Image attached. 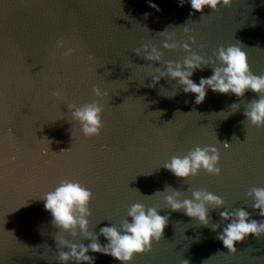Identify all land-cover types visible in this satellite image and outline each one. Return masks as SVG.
<instances>
[{
	"label": "water",
	"instance_id": "water-1",
	"mask_svg": "<svg viewBox=\"0 0 264 264\" xmlns=\"http://www.w3.org/2000/svg\"><path fill=\"white\" fill-rule=\"evenodd\" d=\"M188 25L194 51L210 57L220 45L240 41L252 71L264 75V0H233L202 13L179 0H0V264H62L55 239L60 230L40 197L64 179L93 192L89 220L97 234L103 226H119L136 202L169 215L161 241L132 264H264V234L237 242L235 253L218 239L224 208L210 210L211 223L221 225L214 231L211 223L204 226L153 196L166 185L189 198L203 188L223 197L225 208H245L252 219L264 220L248 197L252 187H264V127L244 115L259 94L209 89L196 104L195 94L171 78L152 87L148 74L164 66L133 51L149 41L161 47L157 33L166 30L188 41L191 33L182 31ZM58 39L75 49L73 55L57 49ZM162 50L166 60L189 54L182 47ZM211 74L205 67L192 78L199 83ZM94 87L109 95L96 97ZM92 101L104 107V127L89 138L68 106ZM233 103L239 104L234 112ZM197 145L220 149V175L201 171L185 180L164 168ZM89 255L95 264H122L110 255Z\"/></svg>",
	"mask_w": 264,
	"mask_h": 264
},
{
	"label": "clouds",
	"instance_id": "clouds-1",
	"mask_svg": "<svg viewBox=\"0 0 264 264\" xmlns=\"http://www.w3.org/2000/svg\"><path fill=\"white\" fill-rule=\"evenodd\" d=\"M179 2L181 6L189 3L194 11L202 13L206 7L213 11H217L220 7H229L233 0H179ZM151 6L157 7L155 4ZM182 31L186 34L191 33L188 35V41L191 43L188 41L181 43L174 31L166 30L157 33L163 35L161 47L149 41L133 50L147 61L159 62L164 66L163 68L154 67L148 74L152 78L151 86L155 87L161 78H171L184 93L195 94L196 104L204 102L209 89L221 94H234L237 97H243L247 91L251 90L258 93L259 98L253 99L247 105L244 115L251 125L264 127V75H258L252 71L243 43L239 41L227 46L220 45L213 51L212 56L206 57L192 49L196 38L189 25L184 26ZM56 46L57 49L63 50L62 54L65 57L75 52L74 48L65 47L63 39H58ZM181 47L189 54L180 60L165 59L162 49L176 50ZM205 67H210L212 74L208 77L201 76L199 83L195 82L192 78L195 72L203 71ZM93 92L96 97L109 95L108 91H102L99 87H94ZM165 94L171 97L176 93ZM54 95L58 99L61 98L59 91ZM68 107L71 109V119L79 123L84 136L91 138L100 135L104 127V107L101 103L92 101L80 106L69 105ZM230 107L234 112L239 108V104L233 103ZM223 146L227 148L230 145L225 143ZM42 151L47 150L42 149ZM220 160L221 152L217 146L197 145L185 155L172 156L163 163V166L176 177L188 180L201 171L214 176L220 175L222 172L219 166ZM93 195V192L81 182L64 179L40 197L45 210L52 217V224L60 230L55 239L60 246L57 258L62 264H69V261L75 264H82V262L95 264L96 258L89 255V252L110 255L122 264H132L137 255L150 252L154 242L161 241L168 225L169 215H162L160 207H149L141 202L133 203L128 208L126 217L119 226L115 224L103 226L99 234L90 230V203ZM156 195L163 197L167 208L172 211L182 210L187 216L204 226L211 223L210 210L224 208L219 215L226 223L222 231L218 233V239L232 253L237 250V242L244 241L250 235L264 234V220L252 219V214L245 208H225L226 202L223 197L207 189H194L189 198L185 197L184 192L166 185L164 191H157L153 196ZM248 197L252 201V208L258 211L259 216L264 217V187H252ZM211 227L215 231L221 225L211 223ZM101 235L107 243L100 242ZM80 236L90 240V243H83ZM182 264H189V261L183 260Z\"/></svg>",
	"mask_w": 264,
	"mask_h": 264
}]
</instances>
